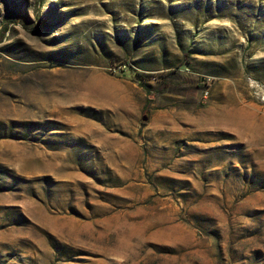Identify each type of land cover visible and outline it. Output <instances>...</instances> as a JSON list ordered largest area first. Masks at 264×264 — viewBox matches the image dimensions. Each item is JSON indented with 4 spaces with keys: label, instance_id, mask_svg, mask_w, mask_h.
Wrapping results in <instances>:
<instances>
[{
    "label": "rangeland",
    "instance_id": "rangeland-1",
    "mask_svg": "<svg viewBox=\"0 0 264 264\" xmlns=\"http://www.w3.org/2000/svg\"><path fill=\"white\" fill-rule=\"evenodd\" d=\"M263 94L264 0H0V264H264Z\"/></svg>",
    "mask_w": 264,
    "mask_h": 264
},
{
    "label": "trees",
    "instance_id": "trees-1",
    "mask_svg": "<svg viewBox=\"0 0 264 264\" xmlns=\"http://www.w3.org/2000/svg\"><path fill=\"white\" fill-rule=\"evenodd\" d=\"M135 73H136V75H137L140 79H144V78H145L144 74L139 73V72H135ZM139 84H140V86H142V87L145 89L146 94L150 95V94L153 93V92H151V91L149 90V88L144 84V82H139ZM156 92H159V91H156ZM151 101H152V99H150V98L148 97V98H147V105H146V107L150 104Z\"/></svg>",
    "mask_w": 264,
    "mask_h": 264
},
{
    "label": "built area",
    "instance_id": "built-area-1",
    "mask_svg": "<svg viewBox=\"0 0 264 264\" xmlns=\"http://www.w3.org/2000/svg\"><path fill=\"white\" fill-rule=\"evenodd\" d=\"M260 99L264 102V94L260 96Z\"/></svg>",
    "mask_w": 264,
    "mask_h": 264
},
{
    "label": "water",
    "instance_id": "water-1",
    "mask_svg": "<svg viewBox=\"0 0 264 264\" xmlns=\"http://www.w3.org/2000/svg\"><path fill=\"white\" fill-rule=\"evenodd\" d=\"M142 120H143V121H145V120H146L145 116H143Z\"/></svg>",
    "mask_w": 264,
    "mask_h": 264
}]
</instances>
